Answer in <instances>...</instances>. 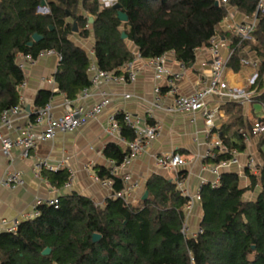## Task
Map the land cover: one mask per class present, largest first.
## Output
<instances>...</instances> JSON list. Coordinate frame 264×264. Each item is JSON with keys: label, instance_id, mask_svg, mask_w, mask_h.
I'll list each match as a JSON object with an SVG mask.
<instances>
[{"label": "trees", "instance_id": "16d2710c", "mask_svg": "<svg viewBox=\"0 0 264 264\" xmlns=\"http://www.w3.org/2000/svg\"><path fill=\"white\" fill-rule=\"evenodd\" d=\"M41 1L0 0V112L18 103V86L24 80L15 61L18 53L35 58L39 51L52 49L59 54L53 74L57 91L74 99L90 85L87 68L91 59L100 69L115 74L133 60L135 52L141 58L172 52L188 65L197 48L208 46L230 8L250 17L257 3L115 0L118 7L113 8L99 0H43L49 12L39 14L36 9ZM118 10L126 14V21L118 19ZM35 32L42 38L28 45ZM73 33L82 40L91 38L92 56L71 39ZM229 37L233 53L226 66L238 71L241 57H256L258 80L252 103L264 104V14L258 16L254 41L246 39L237 45L238 38ZM53 94L39 90L34 105L46 104ZM221 107L228 119L217 132L225 151L214 149V156L204 158L209 164L229 160L233 150L243 151L242 133L250 128L241 104L226 101ZM115 116L121 136L126 141L134 139L133 128L120 113ZM103 152L120 163L127 149L109 142ZM260 156L261 163H254L255 173L243 170L249 179L245 187L232 170L222 171L216 185L201 184V231L195 237H186L181 231L188 197L176 181L153 173L145 181L146 197L135 203L106 197L104 204L98 205L72 191L59 195L56 207L36 205L38 215L20 221L14 232L0 233V264H264V155ZM41 172L54 188L68 180L65 169L42 168ZM95 173L101 181L112 179L114 189L122 187L121 179L105 166H96ZM184 174L178 171V178ZM247 190H256L255 197L244 198ZM93 233L100 234L98 241L91 240ZM45 247L50 252L42 255Z\"/></svg>", "mask_w": 264, "mask_h": 264}, {"label": "crops", "instance_id": "0c3cea01", "mask_svg": "<svg viewBox=\"0 0 264 264\" xmlns=\"http://www.w3.org/2000/svg\"><path fill=\"white\" fill-rule=\"evenodd\" d=\"M230 22H238L244 19L245 15L235 10L229 9ZM223 33L232 36L231 31L226 27V22H220L216 35L225 41L222 52L225 53L230 47L231 38ZM71 39L82 46L85 50L92 48V40L88 38L82 40L76 33H73ZM134 50L135 48L132 47ZM136 53V52H135ZM166 65L172 70L180 68V61L177 60L172 52L164 54ZM147 58H136L133 62L138 74L133 82L123 83H99L91 90V95L80 102L91 105L98 100L102 94H106L110 99L109 106L95 120L89 121L84 126L73 131L56 132L55 135L46 141L36 144L30 151L28 157L20 156L19 148L14 147L10 150L8 157L1 154L0 151V180L9 171L20 172L22 183L14 188H6L0 185V219H14L20 221L34 217L32 213L36 207L37 200H43L48 197L71 193L75 191L81 195L90 197L95 204L103 205L106 197L109 195L108 189L102 184L95 173L96 166H107V157L104 155V148L109 142H116L123 149L124 144L110 137L105 133L106 117L110 113L121 110H128L133 115L143 118L150 108V102L153 99V86L156 83L153 69L148 64ZM58 63L57 56L43 55L37 57L35 62L27 66L23 71L25 86L20 90L25 107L33 109L34 100L39 90H50L54 94L49 102L52 105L54 115H59L64 94L53 91L51 84L47 79L52 78ZM185 70L181 79L175 82L179 93H192L203 79L210 75V55L208 46L199 47L194 52V60L188 65L184 64ZM250 69L242 65L238 71L226 67L225 77L232 85L240 86L246 81ZM55 87L57 84L55 82ZM168 86L164 81H160V91L164 103L172 102V95L168 91ZM124 93H130V98H124ZM218 102L219 117L217 118L218 129L222 123L226 122L228 117L221 105L226 101H219L213 98L211 102ZM244 119L249 124L255 118H260L264 110L259 103L241 104ZM153 121L158 124V135L149 141L147 149L134 157L124 168L119 169L117 176L122 178L128 175L126 182L137 181L139 187L130 193L128 201L137 202L144 193L146 179L153 173L160 174L165 178L176 179L178 171H185L182 179L183 187L194 194L199 190L204 182H211L215 175L211 172L213 164L204 161L201 155L207 149L209 139H205L203 130L205 129L203 120L196 116L194 121L189 116L180 112H163L155 109L153 111ZM3 132L10 135L14 133L3 128ZM213 139L214 136H211ZM178 152L185 160L186 164L177 169H162L155 163L154 157L168 152ZM264 155V135L253 136L245 142L243 151H235L238 164H232L229 167L222 168V171L232 170L238 173L240 184L245 187L249 183L248 177L244 173L243 164L249 156H252L255 163H261L260 154ZM48 161L52 164L61 163L59 169H65L68 173L69 186L64 184L59 188L52 187L46 176L35 170V163L39 161ZM256 172L255 167L249 169ZM256 190H247L244 198H254ZM202 211L198 201H195L193 207L186 217V223L191 229L198 226Z\"/></svg>", "mask_w": 264, "mask_h": 264}, {"label": "built area", "instance_id": "2783aa9c", "mask_svg": "<svg viewBox=\"0 0 264 264\" xmlns=\"http://www.w3.org/2000/svg\"><path fill=\"white\" fill-rule=\"evenodd\" d=\"M226 1V0H222ZM36 12L39 14H46L49 12L48 6H38ZM230 12L222 19L226 22V27L231 31L232 36L238 38L237 45L241 41L250 39L254 41L253 32L256 29L258 16L264 14V0H257L255 11L252 16H245L243 20L238 22H230ZM221 21V22H222ZM90 27V21L85 25ZM225 46V41L220 39L218 35H213L208 44V51L210 55V75L207 79H203L199 86L189 94H182L178 92L175 82L182 78L184 74V63L180 61V68L172 70L166 65L164 55L147 58L148 64L153 69L154 78L156 80L153 86V99L150 102V108L143 118L133 115L128 110H121L115 113H110L106 117L105 133L117 141L124 144L127 149L126 155L120 163L112 158L107 159V166L109 173L117 176L119 169L128 165L131 160L144 152L149 144V141L158 135V124L153 121V111L155 109L163 112H180L189 116L191 121H194L196 116H200L203 120L205 129L203 130L204 138H210L207 144V149L201 155L202 158L214 156V149L225 151V147L218 136L217 118L219 117V104L218 102H211L213 98L219 101H233L239 104L252 103L257 90L258 80V60L253 55H247L240 58V63L247 66L250 72L243 85L236 86L228 82L225 77L226 64L233 53V48L223 53L222 48ZM87 53L92 56V48L86 49ZM60 59V55L55 53L52 49H44L39 51L34 58L29 53H18L15 57L16 64L22 70L27 66L33 64L37 57L43 55H53ZM140 56L135 53V57L131 62L125 63L120 68V73L115 74L113 71H106L100 69L91 59L87 68L89 74L90 85L81 89L74 99L63 97L61 104V111L59 115H54L52 112V105L48 101L42 106H35L33 109L25 107L23 96L20 92L25 86L23 80L18 86V103L14 106L3 109L0 112V151L5 157H8L10 150L14 147L19 148L20 156L28 157L30 151L36 146L37 143L51 139L56 132L73 131L84 126L89 121L97 119L109 106L110 99L106 94H102L98 100L91 105H86L80 102L82 99L91 95V90L99 83H123L127 84L133 82L137 77L138 71L134 67L133 62ZM163 80L164 84L168 86V91L172 95V102L170 104L164 103L160 91V81ZM47 83L51 84L53 91L57 90L55 87L54 77L47 79ZM124 98H130V93H124ZM264 110V104H260ZM116 113L122 115V119L130 127L133 128L135 137L130 141H126L120 133V125L115 116ZM3 128L12 131L14 134L10 135L3 132ZM264 135V112L260 118H255L250 124V128L242 133L244 142H247L251 137ZM211 136H214L212 139ZM233 156L229 160L220 161L211 167V172L215 175L214 180L210 183L216 185L222 168L229 167L232 164H238L235 151H232ZM155 163L162 169H177L186 164V160L178 152H168L154 157ZM255 160L249 156L245 163L244 168L253 169ZM61 166V163L52 164L48 161H39L35 163V170L38 172L44 168L51 171H56ZM129 176H123L121 179L122 187L119 190L114 189L113 180L105 179L102 184L108 189V197L121 198L128 201L130 193L139 187L137 181L126 182ZM177 188L183 195L188 197L185 203V219L182 224V233L186 237H195L201 231L197 226L191 229L186 223V217L190 213L195 201L199 202V190L194 194H190L184 187L181 177L176 176ZM22 183L20 172L9 171L0 180V185L6 188H14ZM64 186L68 187L69 182H65ZM59 195L56 193L53 197H48L43 200H37V204L45 203L56 207ZM39 211L34 208L33 216L38 215ZM20 220L14 219H0V233H11L16 231Z\"/></svg>", "mask_w": 264, "mask_h": 264}, {"label": "water", "instance_id": "95a60500", "mask_svg": "<svg viewBox=\"0 0 264 264\" xmlns=\"http://www.w3.org/2000/svg\"><path fill=\"white\" fill-rule=\"evenodd\" d=\"M44 4H45V2L42 0V1L40 2V6H43ZM111 5L113 6V8H117V7H118V5L115 3V1H114ZM117 17H118V19H119L120 21H123V22L127 20V16H126V14H125L124 12L119 11V10L117 11ZM89 21H91V20L89 19ZM73 30L76 31V26H75V24H74V26H73ZM121 37H122V38H125V33L122 32V33H121ZM41 38H42V36L35 32V33L32 34V40H30L27 44H28V45H32L33 42H37V41H39ZM146 195H147V192L144 191V193H143V195H142L141 198H145ZM99 239H100V234H98V233H93V234H92L91 240H92L93 242L98 241ZM49 252H50V248H49V247H45V248L41 251V254H42V255H47Z\"/></svg>", "mask_w": 264, "mask_h": 264}, {"label": "rangeland", "instance_id": "374dc122", "mask_svg": "<svg viewBox=\"0 0 264 264\" xmlns=\"http://www.w3.org/2000/svg\"><path fill=\"white\" fill-rule=\"evenodd\" d=\"M103 5H111L115 0H99Z\"/></svg>", "mask_w": 264, "mask_h": 264}]
</instances>
